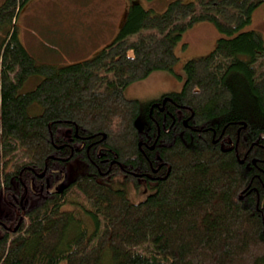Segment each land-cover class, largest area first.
Segmentation results:
<instances>
[{
	"label": "trees",
	"instance_id": "obj_1",
	"mask_svg": "<svg viewBox=\"0 0 264 264\" xmlns=\"http://www.w3.org/2000/svg\"><path fill=\"white\" fill-rule=\"evenodd\" d=\"M34 1L0 6V264H264V37L244 30L264 0H131L116 39L65 66L19 37ZM200 22L222 37L180 73ZM155 71L183 83L140 127L125 90Z\"/></svg>",
	"mask_w": 264,
	"mask_h": 264
},
{
	"label": "rangeland",
	"instance_id": "obj_2",
	"mask_svg": "<svg viewBox=\"0 0 264 264\" xmlns=\"http://www.w3.org/2000/svg\"><path fill=\"white\" fill-rule=\"evenodd\" d=\"M4 1L0 0V6ZM172 1L174 0H144L143 6L162 12ZM129 3L131 0H35L20 13L18 34L39 63L69 65L93 57L101 48L116 39L122 24L119 25L115 18L121 17ZM244 30H257L264 37V4L254 11L251 23L245 26ZM184 34L175 47V53L179 58L176 68L179 67L180 73L183 74L187 60L210 53L217 40L222 37L208 22L197 23ZM42 79V75L30 76L22 92L35 89ZM177 79H171L168 75L155 71L147 78L127 87L126 97L139 99L142 103V112L137 120L140 127L145 124L144 115L150 98L178 90L183 80L178 77ZM148 193L142 197H135V200L144 199Z\"/></svg>",
	"mask_w": 264,
	"mask_h": 264
},
{
	"label": "crops",
	"instance_id": "obj_3",
	"mask_svg": "<svg viewBox=\"0 0 264 264\" xmlns=\"http://www.w3.org/2000/svg\"><path fill=\"white\" fill-rule=\"evenodd\" d=\"M127 9H128V4L125 7L124 13H121V17L120 18H115V21H118V24L121 25L123 23V21L126 18V13H127Z\"/></svg>",
	"mask_w": 264,
	"mask_h": 264
},
{
	"label": "flooded vegetation",
	"instance_id": "obj_4",
	"mask_svg": "<svg viewBox=\"0 0 264 264\" xmlns=\"http://www.w3.org/2000/svg\"><path fill=\"white\" fill-rule=\"evenodd\" d=\"M168 100H169L168 97H164V100H163L162 104L165 105V104L167 103ZM157 104H158V102H157ZM157 104H155V105H157ZM163 109H164V108H163Z\"/></svg>",
	"mask_w": 264,
	"mask_h": 264
},
{
	"label": "bare ground",
	"instance_id": "obj_5",
	"mask_svg": "<svg viewBox=\"0 0 264 264\" xmlns=\"http://www.w3.org/2000/svg\"><path fill=\"white\" fill-rule=\"evenodd\" d=\"M129 174V173H128Z\"/></svg>",
	"mask_w": 264,
	"mask_h": 264
}]
</instances>
